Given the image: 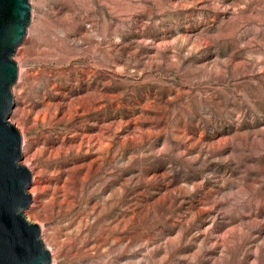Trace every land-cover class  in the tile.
Listing matches in <instances>:
<instances>
[{
  "label": "rangeland",
  "instance_id": "1",
  "mask_svg": "<svg viewBox=\"0 0 264 264\" xmlns=\"http://www.w3.org/2000/svg\"><path fill=\"white\" fill-rule=\"evenodd\" d=\"M9 121L50 264H264V0H30Z\"/></svg>",
  "mask_w": 264,
  "mask_h": 264
},
{
  "label": "water",
  "instance_id": "2",
  "mask_svg": "<svg viewBox=\"0 0 264 264\" xmlns=\"http://www.w3.org/2000/svg\"><path fill=\"white\" fill-rule=\"evenodd\" d=\"M31 22L30 0H0V264H50L40 228L24 215L32 174L22 162V138L9 121L18 70L13 56Z\"/></svg>",
  "mask_w": 264,
  "mask_h": 264
},
{
  "label": "bare ground",
  "instance_id": "3",
  "mask_svg": "<svg viewBox=\"0 0 264 264\" xmlns=\"http://www.w3.org/2000/svg\"><path fill=\"white\" fill-rule=\"evenodd\" d=\"M24 40V39H23ZM18 77V76H17Z\"/></svg>",
  "mask_w": 264,
  "mask_h": 264
}]
</instances>
